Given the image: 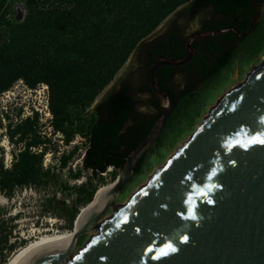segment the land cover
Here are the masks:
<instances>
[{
	"label": "water",
	"instance_id": "water-1",
	"mask_svg": "<svg viewBox=\"0 0 264 264\" xmlns=\"http://www.w3.org/2000/svg\"><path fill=\"white\" fill-rule=\"evenodd\" d=\"M188 3L148 39L161 34ZM263 13L264 7L259 19ZM205 18L209 14L197 16L187 31L199 29ZM230 29L243 36L235 27L197 32L186 41L185 57H160L150 65V83L162 114L148 135L125 156L114 183L97 190L94 202L80 209L72 234L35 244L12 264H264V56L125 204L116 203L175 109L156 70L185 65L195 54L196 39ZM133 66H138L136 61ZM202 82L190 83L192 90ZM186 83L181 81L180 87ZM140 110L149 116L156 111L144 105ZM111 207L113 214L104 218ZM89 233L90 239L73 253Z\"/></svg>",
	"mask_w": 264,
	"mask_h": 264
},
{
	"label": "rangeland",
	"instance_id": "rangeland-1",
	"mask_svg": "<svg viewBox=\"0 0 264 264\" xmlns=\"http://www.w3.org/2000/svg\"><path fill=\"white\" fill-rule=\"evenodd\" d=\"M189 1L191 0L179 3L155 30L176 9ZM24 2L25 0L1 2V50L8 43L10 24L21 22L26 16L27 4ZM160 3L161 1L154 3L152 0H135L122 15L153 16L157 14L151 13L154 6H159ZM64 16L63 13L45 14L48 64H59L62 70L68 68L64 59L66 52L56 49L57 43H63L66 31H71L75 36L80 31L92 32L93 27L89 25V21L96 18V15H79L76 20L82 21L86 28L74 27L75 30H70V25L63 27L66 20L60 22L62 26L57 27L61 24L56 18ZM107 27L110 28V25ZM108 54L109 51L93 60L83 58L79 60L81 65H74V72L66 75L64 89L55 101V110L52 107L50 86L39 78H33L35 73L31 75L35 80L28 82L24 78H18L8 89L0 92V187L10 183L12 179H29L28 183L15 185L10 196L6 194V189L0 188V264L8 261L18 248L35 235L32 230H37L38 233V230L48 227L53 230L72 228L80 209L93 199L98 188L117 178L121 168L107 166L105 172L96 171L95 178L93 169L85 168L83 163L90 132L96 121L93 109L106 92L116 85L134 59L131 54L110 82L93 95L95 83L109 67ZM263 56L264 13L257 28L246 34L228 63L178 101L158 141L145 156L140 169L118 195L117 204H125L131 194L148 181L156 168L166 163L177 147L190 138L204 116L208 115L209 109L226 91L235 87L238 81L243 82L252 68L263 61ZM15 58L12 57L11 62L7 63L12 67L27 65L33 69L26 58ZM31 62L34 60L31 59ZM5 66L6 61L0 60V81L5 80ZM38 69L40 66L35 68V72ZM6 139L8 145H3ZM24 153L25 159L21 160ZM63 157H67L65 164ZM1 194L9 199L8 203H2ZM16 209L19 212L12 214ZM113 212L111 207L104 218ZM52 218L55 219L54 222H51ZM92 234L89 233L80 245H76L73 253L81 249Z\"/></svg>",
	"mask_w": 264,
	"mask_h": 264
},
{
	"label": "trees",
	"instance_id": "trees-1",
	"mask_svg": "<svg viewBox=\"0 0 264 264\" xmlns=\"http://www.w3.org/2000/svg\"><path fill=\"white\" fill-rule=\"evenodd\" d=\"M3 1L0 0V6ZM132 1L135 0H25L27 13L24 20L10 24L8 43L2 50L0 49V60L6 61L3 71L5 80L0 81V92L8 89L18 78H24L28 82L35 80L31 78L35 73L33 78H39L50 86L54 110L55 101L58 100L60 91L64 89L66 75L74 72L72 70L74 65L77 67L82 64L79 60L83 58L93 60L109 51V67L95 83L94 95L110 82L131 54L134 55L130 70L126 71L127 73L130 71L128 73H131L130 76L124 78L125 72L118 79V82L121 81V87L117 88L114 85L93 109L96 121L90 132L89 146L85 151L83 163L86 168L96 171H105L107 166L122 168L125 156L148 135L162 114L150 84L149 74L150 65L157 58L185 57L186 41L197 32L235 27L243 34L240 36L230 29L215 36L198 38L192 43L195 54L188 63L181 66L163 65L156 70V78L161 88L170 89L176 106L182 97L191 92L190 83L207 80L228 63L233 51L249 33V29L254 31L257 28L261 15L256 13L254 7H250L252 0H191L176 12L168 30L148 39V35L157 28L166 15L184 0H152L154 3L161 1L159 6L155 5L153 10V6L149 9L152 10L151 13L157 14L125 17L122 14ZM257 2L259 6L264 3L262 0ZM203 11L209 12L206 14H209L210 18L203 19L199 29L188 32L190 22L199 15H205L201 13ZM48 12L65 14L62 18L57 17L56 21L62 23L66 20L63 27L70 25V30L86 28L82 21L76 20L77 16L96 15L95 20L89 21V25L93 27L92 32L80 31L78 36H75L71 31H66L63 43H57L56 49L60 48L66 52L64 59L68 64L67 69L62 70L59 64H48V41L45 30L47 29L45 14ZM109 25L110 28L107 27ZM60 26L62 24L57 25L58 28ZM12 57H18L20 60L26 58L33 69L27 65L10 66L7 62H11ZM31 59L34 62H31ZM134 61L137 62V67L133 66ZM9 66L10 69L7 70ZM38 66L40 69L35 72ZM134 67L135 70H132ZM181 81H187L183 88L180 87ZM142 92L149 95L141 97L139 93ZM143 105L154 108L156 110L154 115L149 116L142 112L140 108ZM144 158L136 166V172ZM20 159H25V153ZM65 163L67 157H63V164ZM28 182L29 179L16 178L0 188L6 189V194L10 196L15 185Z\"/></svg>",
	"mask_w": 264,
	"mask_h": 264
},
{
	"label": "bare ground",
	"instance_id": "bare-ground-1",
	"mask_svg": "<svg viewBox=\"0 0 264 264\" xmlns=\"http://www.w3.org/2000/svg\"><path fill=\"white\" fill-rule=\"evenodd\" d=\"M3 145H8V140H7V139L4 140ZM112 183H114V182H111V183L104 184V185L100 186V187L98 188V192H99L102 188H104V187H106V186H108V185H110V184H112ZM98 192H97V193H98ZM94 195H95V194H94ZM96 195H97V194H96ZM95 197H96V196H93V199L91 200V202H89L88 204H86L85 206H83L82 209H85L87 205H90L92 202H94ZM1 198H2V203L6 204V203L9 202V199H8L5 195L1 194ZM17 212H19V211L16 209L12 214H15V213H17ZM77 216H78V215H77ZM77 216H76V218L74 219V223H73L72 228H70V229H65V230H58V229H55V230H53V228H49V227H48V228H45V229H43V230H41V229L38 230V233L36 232L37 230H32V232L35 231V235H33V236L31 235L32 237L30 236L31 238H29V241H28L24 246L18 248V249L13 253L12 257H11L8 261H6L4 264H12V263L14 262V260H15L19 255H21L24 251H26L27 249H29L30 247H32V246L35 245V244H38V243H40V242H44V241H47V240H52V239L61 238V237H63V236H66V235H70V234H72V233L74 232V228H75V225H76V223H77V219H78ZM52 221L54 222L55 219L52 218V219H51V222H52Z\"/></svg>",
	"mask_w": 264,
	"mask_h": 264
},
{
	"label": "flooded vegetation",
	"instance_id": "flooded-vegetation-1",
	"mask_svg": "<svg viewBox=\"0 0 264 264\" xmlns=\"http://www.w3.org/2000/svg\"><path fill=\"white\" fill-rule=\"evenodd\" d=\"M262 1H264V0H262ZM250 7L251 8H253L254 7V9L256 10V13H262V8L264 7V3H263V5H261V6H259V4H258V2H257V0H252L251 1V4H250ZM201 13H209V12H207V11H203V12H201ZM174 17H172V19H173ZM172 19H170L169 21H168V23H167V25H166V27H165V29H164V31L162 32V33H164L166 30H168V28L170 27V24H171V20ZM161 33V34H162ZM130 70V69H129ZM132 70H135V67H134V69H132ZM130 71H128V73H129ZM127 72L124 74V78H128L129 76H130V74H128ZM121 82V81H120ZM120 82H118L117 81V83H116V86H117V88H120L121 87V83ZM151 84V83H150ZM163 89H167V88H163ZM169 89V88H168ZM170 90V89H169ZM171 92V91H170ZM139 95L141 96V97H146V96H148L149 94H147V93H139ZM171 95H172V93H171ZM173 97V96H172ZM150 108V107H149Z\"/></svg>",
	"mask_w": 264,
	"mask_h": 264
}]
</instances>
